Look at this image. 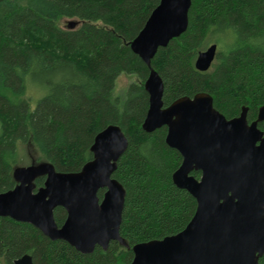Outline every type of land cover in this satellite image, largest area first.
<instances>
[{
	"label": "trees",
	"instance_id": "obj_1",
	"mask_svg": "<svg viewBox=\"0 0 264 264\" xmlns=\"http://www.w3.org/2000/svg\"><path fill=\"white\" fill-rule=\"evenodd\" d=\"M159 3L0 0V191L16 186L19 146L30 140L57 171L78 172L94 158L95 136L107 126L118 125L129 139L113 173L126 190L121 235L128 246L112 241L107 250L83 254L30 223L0 216V264L25 254L34 264H131L134 245L188 225L197 201L173 182L182 155L167 144L166 126L143 129L151 67L163 78L165 106L205 92L227 118L243 106L249 121L257 118L264 106V0H192L187 30L160 47L150 67L131 45ZM62 18L76 20L74 26L63 28ZM212 43L218 50L211 68L196 69L199 52ZM122 73L138 81L115 94ZM45 180L38 177L36 189ZM66 217L63 207L55 209L60 226Z\"/></svg>",
	"mask_w": 264,
	"mask_h": 264
},
{
	"label": "water",
	"instance_id": "obj_2",
	"mask_svg": "<svg viewBox=\"0 0 264 264\" xmlns=\"http://www.w3.org/2000/svg\"><path fill=\"white\" fill-rule=\"evenodd\" d=\"M191 5L192 0H160L153 9L131 45L147 65L160 47L187 30ZM217 50L216 43L201 50L196 69L208 71ZM145 88L150 104L143 129L167 127V144L182 155L173 182L191 193L197 209L179 233L134 245L131 264H259L264 256V106L251 122L247 106L227 118L205 92L165 106V84L152 67ZM128 146L126 134L112 124L95 136L94 158L78 172L57 171L49 161L16 166V186L0 191V216L30 223L83 254L97 246L107 250L112 241L128 246L121 235L126 190L113 177ZM41 176L45 183L36 189ZM57 207L67 212L61 226ZM14 264H34L33 257L25 254Z\"/></svg>",
	"mask_w": 264,
	"mask_h": 264
},
{
	"label": "rangeland",
	"instance_id": "obj_3",
	"mask_svg": "<svg viewBox=\"0 0 264 264\" xmlns=\"http://www.w3.org/2000/svg\"><path fill=\"white\" fill-rule=\"evenodd\" d=\"M72 21H76L74 19L70 18H62L60 20V25L63 28L69 27ZM224 48V47H219ZM138 81L137 75L135 74H128V73H122L117 81H116V86H115V94H123L130 83ZM37 100H32L31 102V107L35 108ZM19 153H20V162L18 166H28L32 163H39L44 160H41V155L40 152L37 150L35 147L34 143L30 140L29 142L25 144H21L19 146Z\"/></svg>",
	"mask_w": 264,
	"mask_h": 264
},
{
	"label": "flooded vegetation",
	"instance_id": "obj_4",
	"mask_svg": "<svg viewBox=\"0 0 264 264\" xmlns=\"http://www.w3.org/2000/svg\"><path fill=\"white\" fill-rule=\"evenodd\" d=\"M251 122V121H250ZM101 191V190H100Z\"/></svg>",
	"mask_w": 264,
	"mask_h": 264
}]
</instances>
